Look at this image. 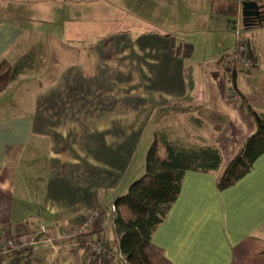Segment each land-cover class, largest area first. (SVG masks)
I'll return each mask as SVG.
<instances>
[{"label": "crops", "instance_id": "obj_1", "mask_svg": "<svg viewBox=\"0 0 264 264\" xmlns=\"http://www.w3.org/2000/svg\"><path fill=\"white\" fill-rule=\"evenodd\" d=\"M68 1L67 16L74 19L71 11L77 2ZM138 1L137 8L146 6L137 10L143 13L136 16L145 21L141 26L107 30L91 41L80 38L88 30L79 26L70 34L74 40L51 41L49 52L32 43L25 28L0 16V61L13 64L39 47L42 56L55 55L53 76L41 83L32 80L38 89L26 107L19 99L13 105L0 102V245L8 240L24 243L32 236L38 242L44 231L55 246L33 245L28 249L32 264H90L86 249L73 246L72 235L97 209L100 216L88 237L115 247L110 204L135 180L137 174L130 172L144 138L151 142L149 129L156 112L186 99L200 108L191 114L200 116L194 124L198 129L203 126L201 116L210 115L208 108L221 120L209 141L196 137L198 143H213L219 165L209 174L184 175L178 198L151 244L170 264H264V155L236 185L217 189L228 164L255 132L252 119L238 109L228 64L217 62L227 52L232 33L216 32L204 49L205 55L214 54L193 59L201 73V96L195 85L190 89L187 78L193 70L189 60L194 46L174 40L179 29L171 25V14L177 13L178 2L162 0L163 8L156 12L148 1ZM183 1L184 7L193 6ZM243 3L256 4L260 13L258 20L245 22V31L261 33H252L248 42L257 66L237 73L236 89L254 112L264 116V53L258 54L260 45L253 35L264 38V3L241 2L240 11ZM212 6L221 16L233 11L227 0L213 1ZM147 13L153 18L145 20ZM74 41L80 45L70 46ZM43 62L44 57L30 73ZM20 82L10 84L0 100L10 90L19 93L15 86Z\"/></svg>", "mask_w": 264, "mask_h": 264}, {"label": "trees", "instance_id": "obj_2", "mask_svg": "<svg viewBox=\"0 0 264 264\" xmlns=\"http://www.w3.org/2000/svg\"><path fill=\"white\" fill-rule=\"evenodd\" d=\"M245 1L264 3V0H242ZM247 28L248 25H245L244 29ZM38 49H32L13 64L6 60L0 61V93L33 71L38 62L41 63V48ZM221 56L217 62L223 61ZM237 73L234 65L229 64L228 81L238 99V109L252 119L255 132L246 139L240 153L225 169L217 185L220 192L233 187L250 174L255 162L264 155V116L254 112L237 91ZM198 110L199 107H193L190 101L183 99L156 112L152 124L158 127L152 132L153 141L145 157L143 175L131 182L126 193L114 198L110 204V210L112 207L115 209L111 211V227L117 245L112 247L100 240L105 250L104 256L116 255L117 259L113 258L116 264H170L162 250L151 244V238L165 222L177 200L184 175L187 172L209 174L216 171L219 153L213 143H190L171 127H162L161 123L165 119L193 114ZM191 122L196 125L197 120L192 119ZM221 126H215L214 132ZM121 210L127 212V217L121 216ZM80 246L86 249L90 264H95V257L89 249L82 242ZM5 261L8 264H32L34 260L28 250H22L6 257Z\"/></svg>", "mask_w": 264, "mask_h": 264}, {"label": "rangeland", "instance_id": "obj_3", "mask_svg": "<svg viewBox=\"0 0 264 264\" xmlns=\"http://www.w3.org/2000/svg\"><path fill=\"white\" fill-rule=\"evenodd\" d=\"M146 1H148V4H146L148 5L149 9L153 8L156 10V12L158 9L161 10L163 8L161 3L162 0ZM169 1L172 3L178 2L179 5V7H177L179 11L177 10L175 15H173L174 13L171 14V25L176 26L175 28L179 29V33H177L178 37L176 36L174 40L185 41L188 44L193 45L195 50L194 57L191 61L189 60V63L193 64V70H188L187 72L188 85L190 89H193L195 85L197 89L196 93L202 96L203 88L201 87L200 82L202 80L200 77L201 73H199V70H197V64L193 63V59L201 60L203 58L205 55L204 49H207L206 46H211V42L216 37V32L228 31L232 33L229 36L230 38L228 47H226L227 53H230L236 47V35H240L243 38L242 41L246 44V47H248V42L252 40L251 38L249 39V37L252 36L251 34L261 32H255L259 31L257 29L245 31L242 23L241 11L239 8L240 3L236 0H227V2L233 5V11L230 14H226V16H221L217 6H212V2L216 0H185L186 2L189 1L188 5L193 4L192 7H184L182 5L184 2L183 0ZM68 2L70 1L0 0V16L6 19L8 23H14L25 28L27 31V36L31 37L32 43L41 45L45 52H49L50 44H52L51 41L54 42V40H57L62 44H67L70 42L69 40H74L73 38H70V34L72 36L75 32V29H78L79 26H81L80 29H82V26L86 25L85 28L88 30L87 33L85 30L81 32L80 34L83 35L80 38H82V40L91 41L95 40V37L101 32L105 33L107 30L112 29H128L132 27V25L140 24L141 26V24L145 22L140 19H136V16L138 17V15L143 14L141 11L137 10H144L146 8V6H138L139 8H137V5L135 4L139 2L138 0H85L86 5L82 4L84 3V0H74V3L77 2V5H74L71 11V13L76 15L74 19H69L67 16ZM147 14L148 15L144 16L146 18L145 20L153 18V16H149L150 13ZM155 20L157 19H154L153 21ZM171 33L175 32L172 31ZM253 35L255 37L254 42L256 41L260 45L259 48L257 45V50L258 54L261 55L264 53V38L257 36L259 34ZM74 44L80 45L79 43L75 42L70 46H73ZM45 54V56H42L45 58V62L39 65L40 69L35 71L36 73H29L28 75L20 78L21 84H18L19 86H15L17 87L19 93H15L14 90H10L4 100H0L1 103L13 105L16 102V99H19L21 100L20 104L22 106L25 105L26 107V105L29 104L28 101L30 94L38 89L37 86L31 85L32 80L38 79V81L41 83L44 82L46 78L49 79L52 77L54 74L55 65L54 61H52V58L55 55L50 56L47 53ZM210 54H214L213 51H207L205 58H207V56ZM249 56L255 61L256 67L257 59L253 57L250 50ZM194 75L196 76L195 79ZM206 112H208L211 116L206 114L201 116L203 126L199 129L191 122L192 119L199 120L200 116H198V114L194 116L191 114L177 115L173 119H165L161 125L162 127L166 128L171 127L173 131H176L190 143L195 142L197 136L209 141L210 137L212 136L214 126L218 125L221 120L218 117H215L212 109L208 108ZM157 127L158 126L151 124L149 129L150 135L151 132ZM149 139H151V142H148V137H145L144 141H142L138 158L136 159V166L135 168L133 167L134 170L132 169L130 172V175L137 174V176L134 178L135 180L143 175V165L146 154L152 144L153 135H151ZM140 167L141 169L138 171ZM127 188L128 185L125 189L126 191ZM125 190L124 192L126 193ZM121 216L127 217V212L125 210H121ZM38 238H40V240L46 239L45 233L39 232Z\"/></svg>", "mask_w": 264, "mask_h": 264}, {"label": "built area", "instance_id": "obj_4", "mask_svg": "<svg viewBox=\"0 0 264 264\" xmlns=\"http://www.w3.org/2000/svg\"><path fill=\"white\" fill-rule=\"evenodd\" d=\"M236 1H238L239 3L242 2V0ZM237 42L238 43L233 51L222 55L221 58L228 65H234L239 73H243L250 69H253L255 67V61L252 57L249 56V51L248 47H246V44L239 39H237ZM111 211L114 212L115 209L112 207ZM99 216L100 214L98 210L94 209L90 212L89 217L80 223V225L76 229V232L72 235V239L75 240L73 246H79L82 242L81 239L84 238V246L89 249V251L95 257V264H116L115 260L113 259L114 257L117 259L116 255L107 254L106 256H104L105 250L102 242L99 239H91L87 236L93 226V223L99 218ZM40 242H46L51 247L55 246L51 238L39 240L37 242L33 236L29 241H26L24 243H15L9 240L6 241L3 245H0V264H8L7 261H5L6 257L22 250H28L33 245Z\"/></svg>", "mask_w": 264, "mask_h": 264}, {"label": "water", "instance_id": "obj_5", "mask_svg": "<svg viewBox=\"0 0 264 264\" xmlns=\"http://www.w3.org/2000/svg\"><path fill=\"white\" fill-rule=\"evenodd\" d=\"M258 7L254 3H243L242 4V10L241 15L243 18V25L245 26V22L249 19H255L258 20L260 18V13L258 11Z\"/></svg>", "mask_w": 264, "mask_h": 264}, {"label": "flooded vegetation", "instance_id": "obj_6", "mask_svg": "<svg viewBox=\"0 0 264 264\" xmlns=\"http://www.w3.org/2000/svg\"><path fill=\"white\" fill-rule=\"evenodd\" d=\"M255 23H256V21H255Z\"/></svg>", "mask_w": 264, "mask_h": 264}]
</instances>
